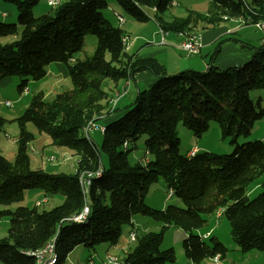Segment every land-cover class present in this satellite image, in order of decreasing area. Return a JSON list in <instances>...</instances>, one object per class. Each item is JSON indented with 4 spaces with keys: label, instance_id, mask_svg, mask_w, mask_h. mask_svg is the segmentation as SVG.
<instances>
[{
    "label": "trees",
    "instance_id": "1",
    "mask_svg": "<svg viewBox=\"0 0 264 264\" xmlns=\"http://www.w3.org/2000/svg\"><path fill=\"white\" fill-rule=\"evenodd\" d=\"M7 1L15 7L17 23L0 20V81L5 76H18L22 80L17 89L22 92L30 80L45 77L50 63L58 62L66 65L72 86L51 100H46L42 91L33 93L23 113L13 119L18 127L14 160H7L0 151L1 205L22 201L28 189H38L45 197H63L59 205L48 210L22 205L0 210V219L7 217L9 221L7 236L0 239L2 264H34L26 251L40 248L51 238L56 264H65L77 245L116 244L125 225L133 228L137 214L159 222L160 229L137 235L121 264H174V249L161 248L164 231L170 226L187 234L182 248L191 263L199 264L205 258L215 262L213 258H222L227 248L210 230L203 234L197 230L206 225L204 216L219 209L218 217L229 222L231 237L240 251L264 249V180L256 196L246 194L248 186L264 174V142L238 143L264 118L262 98L256 106L250 99L251 92H264V37L259 44L249 46L251 57L239 66L216 67V47L206 70L185 69L170 75L155 58H138L127 52L123 30L102 16L105 0H62L53 13L37 17L32 10L40 0ZM206 1L204 12L189 9L185 16L170 19L163 14L172 0L117 3L134 20L151 18L170 33L190 32L195 23L202 28L215 26L224 15L264 21V0ZM88 34L96 37L93 53L72 59L83 49ZM142 70H149L154 80L124 108L112 105L106 82L128 76L132 80ZM96 118L105 125L100 144L84 132ZM6 121L0 115V131ZM212 121L218 123L221 139L234 145L232 152L182 154L178 124L199 137ZM28 123L47 134L52 145L74 153L72 172L30 167L28 148L34 135L27 130ZM142 136L145 154L150 157L132 163L128 156ZM82 174L89 179L86 190ZM159 177L172 191L171 196L182 201V207L167 204L155 209L144 202ZM85 205L89 212L84 221L70 219Z\"/></svg>",
    "mask_w": 264,
    "mask_h": 264
},
{
    "label": "rangeland",
    "instance_id": "2",
    "mask_svg": "<svg viewBox=\"0 0 264 264\" xmlns=\"http://www.w3.org/2000/svg\"><path fill=\"white\" fill-rule=\"evenodd\" d=\"M107 7L102 10V16L111 21L116 26L120 27L122 30H125L129 27V23H134V26L129 30L130 35L136 33L141 35V33H145L146 35L151 34L152 28H155V24L152 20L146 22L135 21L132 17H130L117 3V0H105ZM2 2V1H0ZM5 3V8H9V6L14 5L9 1H3ZM204 2L206 4V0H197L194 2L195 9L199 12H204L206 10L205 6L201 3ZM174 3V4H172ZM176 2L172 0L170 4L171 7L175 6ZM3 5H0V19H1V11L3 10ZM53 13V8L47 4V0H40L37 7H34L32 10L33 16L37 17L45 12ZM15 11V10H14ZM112 12H116L124 17L127 21L125 25L120 23L115 19V16L112 15ZM225 22L235 23L231 20L224 19ZM3 22L5 23H17L16 12L15 18L10 19L6 18ZM259 23H263L264 21H257ZM255 25V24H254ZM197 27V25H196ZM190 26V32H200L199 27ZM264 30V27L261 28ZM128 30V29H127ZM125 30V31H127ZM126 33V32H124ZM170 33V32H168ZM157 35L160 37V42L164 43L165 37L169 34L161 36L158 32ZM131 40V37H130ZM178 44V48L181 50L183 56L186 55L180 47V43ZM96 45V37L94 35L88 34L84 38V46L83 49L77 53L75 56L78 59H83L86 56H90ZM129 48V45L126 46ZM201 48V47H200ZM199 48V50H200ZM53 64V63H50ZM64 64V63H63ZM165 67V66H164ZM55 78L46 77L37 81L30 80L27 85V90H23L19 92L17 89L18 84L22 80V78L18 76H5L0 81V115L7 118V122L4 124L3 128L0 131V151L1 154L9 161H13L16 153V139L18 133V127L14 118L20 116L24 109L28 106L30 102L31 95L39 91L38 89H43L46 92L45 99L51 100L53 96L57 93H60L66 89L71 88V80L70 77L67 79H59L54 80ZM126 80L124 79V82ZM107 85V84H106ZM122 90L119 93H116L112 99L111 104L114 105L117 103L119 98L126 100L127 103H131L135 98V89L134 87H130L127 83L122 86ZM259 97L262 98L260 102H262L261 106L264 105V92L262 90H256L251 92L250 99L253 104L256 106ZM8 101L10 106L4 105V103ZM101 117V116H100ZM27 130L32 132L34 135V139L30 142L28 148L30 167L32 169H42L45 167V171L48 172H63L70 173L75 168V155L71 153L67 148H62L59 146H55L51 144V140L49 136L45 133H40L36 130L33 124H27ZM177 137L179 138V150L182 154H185L191 147H196L199 151H210L214 153H231L234 149V145L229 143L227 139H221L220 128L217 122L212 121L206 133L197 137L187 128L178 124L176 128ZM89 137L96 143L100 144L103 138V133H101L97 128H93L90 130ZM144 139L145 136H142L135 144L133 150L130 152L128 158L129 161L134 162H142L145 156L148 158L149 155L145 154L144 151ZM262 140L264 142V118L257 120L252 126L251 133L247 139L240 138L238 139V143L247 140ZM102 160L106 163V158L104 154L102 155ZM264 180V174L250 184L247 188V196L249 198H253L260 191V184ZM42 191L38 189H28L24 193V198L20 202L11 203L9 205H1L0 210L2 209H10L13 210L17 206L22 205L26 207H36L38 210H48L54 206H57L61 203L63 197L59 194L53 196H47V200L42 202L41 205L36 206L35 201L37 199H41L43 195H41ZM168 189L163 178L159 177L158 180L151 184L149 191L144 199V202L155 208L161 209L167 204H173L179 207L183 206V203L180 199L175 196H168ZM217 215V213H213L210 215L204 216L206 218V225L197 230V233L203 234L207 231H211L213 236H216L218 240L227 248L225 255L222 258H218V262H213L209 258L203 259L199 264H260L264 262V249H251L248 251H240L237 245L234 243L231 233H230V224L226 218ZM137 218L143 220V222L139 221V226L136 227V238L137 233L138 236H141L146 231H158L160 229V223L141 214H137ZM9 228V221L7 217H2L0 219V239L7 236ZM130 227L125 225L122 229V233L118 239L119 248H123L124 246L131 247L134 243L129 239V231ZM186 233L177 227L170 226L164 231L163 241L161 244V248L172 247L175 251L176 260L174 264H190L191 261L184 255L182 248V240L186 237ZM207 240V239H206ZM208 241V240H207ZM105 253H109L115 255L122 260L123 254H121L120 250H114L113 246L107 242H102L96 244L94 247H86L84 245H77L66 257L65 264H88V260L90 257L93 259L94 264H104V256ZM0 264H2L0 262ZM117 264H121V261ZM195 264V263H194Z\"/></svg>",
    "mask_w": 264,
    "mask_h": 264
},
{
    "label": "crops",
    "instance_id": "3",
    "mask_svg": "<svg viewBox=\"0 0 264 264\" xmlns=\"http://www.w3.org/2000/svg\"><path fill=\"white\" fill-rule=\"evenodd\" d=\"M0 1H2L0 2V5H3L4 7L1 11L0 20L4 21L6 18L14 19L15 8H13V6H9L10 9L5 8V4H2L5 3L3 2L5 0ZM174 1L176 2V5L171 7V9L169 8L163 14L165 19H170L172 16L183 17L186 15L187 10L189 9L198 11L197 9H195V7H193L194 2L197 0ZM201 3L203 4L204 2ZM37 5L35 7H37ZM203 5L205 6V8H207V1L206 4L204 3ZM41 12H45V9ZM112 15L115 16L114 12H112ZM149 20H152L155 24V28L151 29L152 33L149 35H146L145 33H141V35L140 33H134L131 36L129 30L131 29V27L134 26V23H129V27L125 29H128L127 31L123 30V32H126L124 34L128 35L129 38L131 37L127 52L138 58H155L158 62L165 66L166 72L170 75L178 73L179 71L185 69H194L200 71L206 70L209 66L211 55L216 49V47H218V53L213 62L216 67L224 69L231 66H239L245 63L251 57L252 50L249 46L259 44V42L262 41L264 37V30L254 24H233L231 22L222 21L215 26L202 28L200 24L195 23L192 25V28L196 27V25L200 28L201 48L197 53H193L185 57L182 55L181 50L178 48V44L182 40L183 36L177 35V33H168L169 35L165 37L164 43H161L160 37L157 35V23L151 18L147 21ZM126 23L127 21L125 20L123 25H125ZM77 58L78 57H76L75 54L72 57V59ZM46 77H52L56 80H59L60 78L67 79L69 77V74L66 65L58 62L49 64L46 67V75L44 78ZM154 78L155 77L150 73L149 70H142L136 72L131 80L132 82L130 83V87H134L136 95L139 90L143 89L145 86L151 83ZM124 83V80H119L117 82H106L107 85L105 89L110 93L111 99L116 93H119L122 90L121 88ZM38 90L42 91L45 97L46 92L43 89ZM125 96L126 94L119 98L116 103L117 108H124L127 104H129L126 100L122 99ZM5 119L8 120L7 118ZM71 153L72 155L74 154L73 152ZM74 157L76 160V156ZM42 169L44 170L45 167ZM41 195H43V193H41ZM37 200L39 201L40 199ZM139 221L143 222L142 219H136V217L134 216V230H136V227L139 226ZM131 230L132 228L130 227L128 234ZM112 246L114 250H120L121 254L124 253L122 256H124L127 250L129 249V246H124L120 249L118 241Z\"/></svg>",
    "mask_w": 264,
    "mask_h": 264
},
{
    "label": "bare ground",
    "instance_id": "4",
    "mask_svg": "<svg viewBox=\"0 0 264 264\" xmlns=\"http://www.w3.org/2000/svg\"><path fill=\"white\" fill-rule=\"evenodd\" d=\"M61 1H62V0H56V1H54V7L58 6V5L60 4ZM172 4H174V3H172ZM114 14H115V12H114ZM115 17H116V20L119 21V20L117 19V16H116V15H115ZM223 18H224V19L231 20V21H233V22L236 23V18H241V17H240V16H237V17H228V16H225V15H224ZM124 21H125V19H123L122 22H120V23H124ZM256 23H257L258 26H264L263 23H259V22H256ZM122 42H123L124 48H125V49H128V47H126V46H128V45H129V42H130V38H129V36L126 35V34L123 35V36H122ZM125 80H126V81H125V84L127 83L128 85H130V83H131V77L128 76ZM97 121H98L97 118L94 119V120L89 121V123L87 124V126L84 128L85 135H86L88 138H90V137H89L90 128L92 127L93 124H96ZM97 129H98L101 133H104V131H105V125H104V122H103V123L97 128ZM196 151H197V148H196V147H192V148H190V149L188 150L187 155H188V156H191V155H193ZM81 184H82L83 188L86 190V188H87L88 185H89V179H87V182H85V179H84L83 176H82ZM168 191L170 192L171 190H168ZM171 194H172V191H171ZM46 200H47V197L44 196V197H43L42 199H40L39 201L35 202V205H36V206H39V205H41L42 202H45ZM220 211H222V209H219V210L217 211V214H219ZM88 212H89V208H88L87 205H85V206L82 208V210H81L78 214L72 216L70 219H72L73 221H76V222H82V221L85 220V218H86ZM79 216H80V217H79ZM129 235H130V232H129ZM135 238H136V237H132V241H134ZM48 245H49V249H48V253H47V264H56V263H57V260H56V259H57V256H56V252H55V249H54V239L51 238L50 240H48V241H47L43 246H41L40 248H38V249H36V250H34V251H26V253H27L28 255L33 256V258H34V264H40V254H39V252L45 250L46 247H47ZM218 257H219V256H218ZM104 258H107V253H105ZM213 260L215 261V257L213 258ZM88 262H89V260H88ZM117 263H119V262H106V264H117Z\"/></svg>",
    "mask_w": 264,
    "mask_h": 264
},
{
    "label": "built area",
    "instance_id": "5",
    "mask_svg": "<svg viewBox=\"0 0 264 264\" xmlns=\"http://www.w3.org/2000/svg\"><path fill=\"white\" fill-rule=\"evenodd\" d=\"M54 1H56V0H47V4L51 7H54ZM115 15L117 16V19L119 20V22H122L124 17L122 15L116 13V12H115ZM236 23H238V24H255L256 26H258L256 22H250L248 19H245V18L243 19L242 17L236 18ZM258 27L263 28L264 26H258ZM157 29H158V33L161 36L168 34V31L162 29L158 24H157ZM177 35L183 36V41L180 43V47L186 55H191V54L197 53L199 51V48L201 47V34L199 32H179V33H177ZM4 105L10 106V103L8 101H6L4 103ZM102 123H103V120L97 121L96 124L92 125L90 130L93 128H98ZM82 176H83V174H82ZM83 178L85 179V182H87V178L85 176H83ZM171 195L172 194L170 191L168 193V196H171ZM221 212L222 211H220V213ZM219 214H217V215H219ZM132 237H136V232H135L134 228H132V230L130 231V235H129L130 241H132ZM48 249H49V245L46 247L45 250L39 252L40 264H47ZM218 258H219L218 256H215V262H218ZM104 260H105L104 264H106V262H120L121 261V260H119V258L117 256L109 254V253H107V258H104ZM88 264H94L92 257H90ZM190 264H193V263H190Z\"/></svg>",
    "mask_w": 264,
    "mask_h": 264
}]
</instances>
